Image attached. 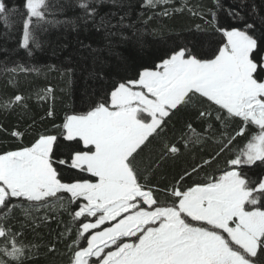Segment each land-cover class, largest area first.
Masks as SVG:
<instances>
[{"label": "snow or ice", "instance_id": "1", "mask_svg": "<svg viewBox=\"0 0 264 264\" xmlns=\"http://www.w3.org/2000/svg\"><path fill=\"white\" fill-rule=\"evenodd\" d=\"M137 2L142 11H151L139 20L143 31L131 18V0H21L19 6L0 0V21L8 29L11 18L19 17L17 46L29 56L49 42L42 37L61 27L102 34L103 47L80 42L90 49L93 80L106 78L95 70L96 63H104L98 53L133 37L143 48L147 25L156 17L187 10L221 37L207 57L187 44H174L151 66H137L127 78L113 80L110 90L89 97L84 110L65 114L61 123L32 134L27 143V130L10 131L20 143L0 149V264H29L39 246L22 239L23 228L48 220L47 214L38 215L41 210L57 209L68 211L75 226L74 239L73 229H66L68 264H264V176L253 180L243 171L264 166V15L254 2L250 5L253 16H259L258 28L256 19L249 22L242 14L248 0H237V6L213 0L209 9L193 8L186 0L180 7H170L172 0ZM220 12L242 27L222 25ZM160 32V27L151 29L152 35ZM122 66L118 71L129 69L126 58ZM3 71L38 69L15 64ZM52 93L49 86L37 99L47 100ZM25 99L16 94L0 102V111L27 108ZM181 109L207 124L203 132L187 124L184 149L192 151L211 139L215 155L161 188L150 176L181 148L164 142L156 165L145 163L141 154ZM54 115L50 107L47 116ZM236 121L237 129L229 131ZM213 124L218 134L209 136ZM249 128H254L251 135ZM238 138L246 142L237 146ZM225 153L231 158L223 167L199 176ZM63 168L73 172L67 180ZM16 209L23 216L21 230L6 224Z\"/></svg>", "mask_w": 264, "mask_h": 264}, {"label": "trees", "instance_id": "2", "mask_svg": "<svg viewBox=\"0 0 264 264\" xmlns=\"http://www.w3.org/2000/svg\"><path fill=\"white\" fill-rule=\"evenodd\" d=\"M9 6H19L21 0H5ZM187 4L193 8L197 5L204 9L213 8V0H186ZM255 3L259 10V15H264V0H248V7L243 10L245 19L251 22L257 20L259 28V16H253L250 5ZM133 5L132 20L137 22V26L143 31L144 25L139 23L151 11L144 12L138 6L137 0H131ZM185 0H172L170 7H180ZM224 5L237 6V0H221ZM159 11V9L157 10ZM72 15L71 12L68 13ZM58 18L63 19V16ZM219 22L241 26L223 12L219 13ZM19 17L11 18L12 27L6 29L0 21V102L14 97L16 94L23 95L27 108L23 105H16L9 112L0 111V127L7 131H0V149L14 148L20 141L14 140L10 136L13 128L27 133L23 142L27 143L32 134L44 130H51L53 124L62 122L63 116L72 111L84 110L87 100L90 96L98 97L105 89L110 90L113 80H119L121 77L127 78L131 75L133 69L137 66H151L159 57L163 56L167 49L174 44H187L193 51L201 56L207 57L211 48L216 47V42L221 39L218 33H215L202 19L193 16L187 10L182 13H173L171 16L156 17L147 25L148 31L143 36L144 47L141 48L135 43V37L127 42L114 41V46L109 52L104 50L98 53L103 64L96 63L95 70L105 74L104 80H93L89 78V71L93 69L92 57L89 56L90 49H82L81 41L84 44H90L92 48L103 47L104 41L102 34L95 32H74L63 27L53 30L47 37H42L49 42L42 44L40 49H34L32 55L28 51L20 49L17 46L18 39L22 34V28L19 25ZM196 25H200L198 30ZM154 27L162 28V32L157 35L151 34ZM131 35V33H128ZM259 34V33H257ZM260 53H257L259 56ZM122 58H126L129 63V69H122ZM15 64H21L27 68H35L38 71L28 73H5L3 67L6 65L11 68ZM71 68L72 72L68 73L67 69ZM51 87L53 93L47 100L40 101L37 99V93L43 92L44 89ZM52 108L55 115L48 117L47 112ZM191 123L198 132H203L207 126L206 122L196 119V114L188 109H181L172 115L171 119L165 126L164 131L159 137L153 138L148 149H145L141 155L145 157V163L156 165L160 156V149L164 142L175 143L181 148V152L174 158L169 157L159 163L154 169L155 174L150 176V182L163 188L164 185L179 179L185 169H190L194 163H200L203 159H208L215 155L216 145L211 139L202 147H196L192 151H187L183 147L181 136L186 132V126ZM239 121L231 124L229 131L237 129ZM254 128H249L248 133ZM218 134V124H213L211 132ZM246 142V138H238L235 142L237 146ZM151 157L149 161L147 158ZM231 158L229 153H225L218 161L205 166L203 172L199 173L203 177L205 173L211 174L219 165L223 167L224 161ZM64 173V179H68L73 174L67 168L61 169ZM244 173L251 179L255 180L259 176H264V166L259 165L243 167ZM197 177H192L196 179ZM185 182H188L187 179ZM160 195L159 193L157 194ZM72 211L75 208H71ZM49 216V219L33 227H24L22 239L26 243L38 245L37 253L31 258L29 264H68L67 245L71 239L67 237L66 229H73L71 235L75 238V226L71 224V217L68 211L41 210L38 215L43 217ZM23 216L19 209L14 210L8 220L7 225H11L16 230H21V221ZM65 233L64 236L61 234ZM2 242V241H0ZM55 246L54 252H49L51 246ZM264 259V257H262Z\"/></svg>", "mask_w": 264, "mask_h": 264}]
</instances>
